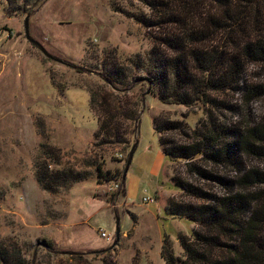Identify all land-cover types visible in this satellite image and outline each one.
Instances as JSON below:
<instances>
[{
  "label": "rangeland",
  "instance_id": "obj_1",
  "mask_svg": "<svg viewBox=\"0 0 264 264\" xmlns=\"http://www.w3.org/2000/svg\"><path fill=\"white\" fill-rule=\"evenodd\" d=\"M149 12L135 0H0V246L11 256L18 251L27 264H75L66 252L81 253L90 264H166L162 238L168 235L171 253L182 257L177 233L190 235L195 225L159 211L155 221L142 203L158 187L164 194L176 190L171 177L182 162L167 159L168 169L156 178L149 173L146 148L159 146L153 118L194 126L203 117L200 106L165 104L146 93L124 194L115 203L105 201L113 184L96 170L100 165L103 173L122 171L125 161L118 154L127 155L129 148L96 144L87 88L104 85L98 72L110 59L129 63L123 65L129 79L144 76L135 59L145 58L150 43L135 16ZM27 13L30 35L60 62L26 40ZM258 72L251 69L250 75ZM142 91L146 85L128 96L136 100ZM45 164L52 171L89 173L88 178L45 190L36 179ZM99 230L113 240L101 238ZM79 240L98 249H86Z\"/></svg>",
  "mask_w": 264,
  "mask_h": 264
},
{
  "label": "trees",
  "instance_id": "obj_2",
  "mask_svg": "<svg viewBox=\"0 0 264 264\" xmlns=\"http://www.w3.org/2000/svg\"><path fill=\"white\" fill-rule=\"evenodd\" d=\"M135 1L150 11L135 16L150 43L145 58L135 59L134 67L145 74L129 79L123 66L129 63L102 61L104 85L87 88L96 144L131 147L146 93L165 104H198L203 117L194 126L152 120L162 152L182 162L171 177L182 194L165 211L195 225L190 235H177L181 258L171 253L168 236L162 256L166 264H264V116L257 119L251 108L264 100V0ZM249 66L260 70L256 77ZM142 85L146 91L136 100L128 96ZM50 169L45 164L36 176L45 190L89 174ZM96 170L103 181L120 182L105 200L115 203L124 194L123 170ZM12 253L0 246V264H27L18 251ZM66 255L75 264H90L81 253Z\"/></svg>",
  "mask_w": 264,
  "mask_h": 264
},
{
  "label": "crops",
  "instance_id": "obj_3",
  "mask_svg": "<svg viewBox=\"0 0 264 264\" xmlns=\"http://www.w3.org/2000/svg\"><path fill=\"white\" fill-rule=\"evenodd\" d=\"M156 136H157V134H156ZM157 140H158V138H157ZM146 151L150 155V163H149V168H148L149 173L152 176L159 178L161 176V173H164L165 170L168 169V168H166L168 158L162 152L160 145L157 148H153L152 152H151V150H149V148L148 149L146 148ZM168 161H170V160L168 159ZM170 162L173 163L172 161H170ZM170 173H171V171L168 173V175H170ZM174 187L176 188V190L173 191L171 194H164V192L160 189V187H158V192H157L156 196L153 197L154 202L146 204V205H149L148 209H149L150 217H152L155 221H157V218H158L157 217L158 211L161 213H164L171 220L184 219V218H177V217L169 216V215H167V213L165 211V207H166V205L170 199L169 197L172 196L173 194H177V193L181 192V190L178 187H176L175 185H174ZM143 204H145V203H143ZM154 214H155V216H154ZM192 225H193V223H192ZM125 232L123 233V235L125 234ZM178 233H180V232H178ZM178 233H177V235H178ZM164 236H168V235H164ZM168 238H169V236H168ZM176 240H177V236H176ZM79 241H81V242H79V245H82L86 249H91V250L98 249L97 247L90 245L86 241H84V243L82 240H79Z\"/></svg>",
  "mask_w": 264,
  "mask_h": 264
},
{
  "label": "water",
  "instance_id": "obj_4",
  "mask_svg": "<svg viewBox=\"0 0 264 264\" xmlns=\"http://www.w3.org/2000/svg\"><path fill=\"white\" fill-rule=\"evenodd\" d=\"M29 18H30V14L27 13L25 15L24 21H23L24 34H25L26 40L28 42H30L33 46L38 48L47 58H49L51 60H54V61H57V62H60L59 59H57L56 57L51 55L49 52H47V50L43 47V45L30 35V33H29ZM109 85L112 87V85L110 83H109ZM136 145H137V140H135L133 142V144L131 145V147L129 148V150L127 152L126 160L124 162V169H123V173H122V180L123 181L125 179V175H126L127 169H128V167H129V165L131 163V159H132L133 153L135 151ZM114 237L115 238H114V241H113L112 245L115 246L117 244L118 240H119L118 217H116V228H115ZM66 254H67V252H66Z\"/></svg>",
  "mask_w": 264,
  "mask_h": 264
},
{
  "label": "built area",
  "instance_id": "obj_5",
  "mask_svg": "<svg viewBox=\"0 0 264 264\" xmlns=\"http://www.w3.org/2000/svg\"><path fill=\"white\" fill-rule=\"evenodd\" d=\"M118 156L120 158H124L125 157L122 154H118ZM120 188H121L120 182H115V183H113L112 186H110L109 192L113 193V192L119 191ZM152 202H154L153 197H146L145 196V197L142 198V203L147 204V203H152ZM99 235H100L101 238L105 239L106 241L111 242L113 240V236H111L110 234H107L106 232H104L102 230H99Z\"/></svg>",
  "mask_w": 264,
  "mask_h": 264
},
{
  "label": "clouds",
  "instance_id": "obj_6",
  "mask_svg": "<svg viewBox=\"0 0 264 264\" xmlns=\"http://www.w3.org/2000/svg\"><path fill=\"white\" fill-rule=\"evenodd\" d=\"M251 108L253 114L259 119L261 116H264V105L258 101L251 102Z\"/></svg>",
  "mask_w": 264,
  "mask_h": 264
}]
</instances>
